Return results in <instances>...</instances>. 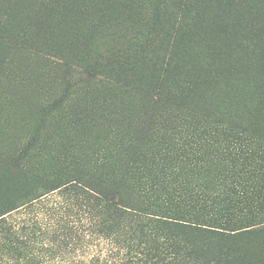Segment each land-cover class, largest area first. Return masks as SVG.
Listing matches in <instances>:
<instances>
[{
    "label": "trees",
    "instance_id": "1",
    "mask_svg": "<svg viewBox=\"0 0 264 264\" xmlns=\"http://www.w3.org/2000/svg\"><path fill=\"white\" fill-rule=\"evenodd\" d=\"M82 1L4 0L8 8L0 21V74L7 64L5 50L17 42L18 34H39L60 3L80 8ZM212 1L220 3L217 18L245 19L249 26L244 34L251 31L249 36L258 43L247 49L242 38L233 36L236 53L230 55L232 47L224 50L213 37L208 40L200 12L203 0H142L143 6H150L154 28L166 17L176 26L163 35L161 45L145 48L144 30L128 33L127 25L126 52H103L97 46L93 61L81 64L83 71L96 76L103 67L100 62L121 55V67L134 66V79L159 66L144 90L151 109L131 139L115 150L113 166L107 154L92 165L83 163L75 176L60 171L45 175L42 169L18 188L6 183L31 172L32 142L19 158L0 159L6 162L0 172V222L56 192L64 205L61 214L51 209L41 223L24 226L21 235L10 228L13 236L6 250L23 253L27 248L32 255L35 246L30 244L45 236L58 248H67L70 235L78 243L109 242L118 251V264H264V0ZM84 10L90 13L89 7ZM119 10L128 11L122 2ZM237 10L245 15L239 18ZM260 19L262 23L255 24ZM98 25L105 27L106 20ZM127 48L139 62L129 63ZM259 55L256 62L253 57ZM225 56L235 62L232 71ZM244 70L246 80L241 78ZM218 78L236 84L235 97L257 100L249 102L240 118L225 113V107H208L210 100H195V94L210 92V83ZM51 160L48 155L39 164L49 168Z\"/></svg>",
    "mask_w": 264,
    "mask_h": 264
},
{
    "label": "rangeland",
    "instance_id": "2",
    "mask_svg": "<svg viewBox=\"0 0 264 264\" xmlns=\"http://www.w3.org/2000/svg\"><path fill=\"white\" fill-rule=\"evenodd\" d=\"M203 1L205 4L200 12L202 19H206L204 31L208 40L213 37L216 45L224 50L232 47L228 52L230 55L236 53L233 36L242 38L247 49L258 43L249 36L251 31L244 34L249 26L245 19L230 22L224 17L217 18L220 3ZM121 2L128 9L124 12L126 15L119 13ZM70 4L60 3L59 8L44 22L39 34L38 31L25 35L21 32L19 37L16 33L17 42L5 50L7 64L0 74V159L19 158L28 141L34 148L30 154L34 165L30 175L23 173L15 176L12 182L7 181L9 186L24 187L26 179H36L42 174V169H45V175L60 171L62 175L75 176L83 170V163L92 165L107 154L113 166V153L121 149V142L131 139L137 130V123L146 119L151 109L147 91L144 90L157 75L159 66L139 72L134 79L131 69L134 66L121 67L125 62L121 55L100 62L103 67L96 76L83 71L81 64L93 61V50L97 46L103 52L110 49L126 52L123 44L127 25L128 33L136 28L144 30L145 48L153 44L159 47L163 35L172 33L176 27L172 20L166 17L159 27L154 28L150 6H143L142 0H84L80 8ZM261 5L264 10V4ZM85 7H89V14L85 12ZM7 8L8 3L0 0V21L5 17ZM235 13L239 18L245 15L243 10ZM178 18L179 21L183 19L181 14ZM103 20H106L105 27L98 25ZM116 21L125 22V26H117ZM261 23L260 19L255 24ZM128 37L129 34L126 41ZM228 41L231 43L227 44ZM127 49L129 63L139 62L134 50ZM259 57L261 55L253 59L257 62ZM224 60L229 63L226 68L231 70L235 62L226 56ZM244 72L246 76H242V80L249 78L248 71ZM235 89L236 84H227L218 78L210 83V92L203 90L202 94H195V100H210L212 105L207 104L208 107L218 106L220 110L225 107V113L232 112L233 116L240 118L239 115L245 114V108L248 110L249 102L257 100L250 101V96L235 97ZM222 118L221 115L220 119L226 121ZM48 155L52 157L49 168H43L39 162ZM5 167L6 162L0 160V172ZM62 201L56 192L31 207L6 215L0 222V264H118V251L109 242L100 239L78 243L75 237L72 239L69 235V246L58 248L50 236H45L30 244L35 246L31 248L32 255L28 254L27 248L23 253L4 248L13 236L12 229L21 235L24 226L41 223L51 209L57 208L61 214ZM84 235L89 237L90 233ZM29 256L33 261L28 260Z\"/></svg>",
    "mask_w": 264,
    "mask_h": 264
}]
</instances>
